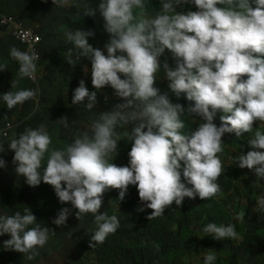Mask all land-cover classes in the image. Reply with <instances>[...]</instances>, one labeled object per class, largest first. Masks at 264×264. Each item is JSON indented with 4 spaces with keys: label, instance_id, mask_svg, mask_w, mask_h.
Instances as JSON below:
<instances>
[{
    "label": "clouds",
    "instance_id": "1",
    "mask_svg": "<svg viewBox=\"0 0 264 264\" xmlns=\"http://www.w3.org/2000/svg\"><path fill=\"white\" fill-rule=\"evenodd\" d=\"M40 1L49 14L37 22L0 6L31 25L29 30L6 20L17 43L3 45L10 56L0 64V111L4 130L12 134L0 142V196L18 201L15 210L0 205V262L17 264L1 253L19 252L20 263L44 264L36 259L40 250L69 226V208H61L51 226L34 211L40 203L19 204L42 194L39 184L61 203L70 202L78 220L93 214L97 228L90 247L120 227L117 215L98 211L112 189L123 201L135 185L139 200L152 210L148 220L173 203L179 208L185 197L218 199L233 179L264 191V0H95L94 9L83 12L95 15L103 36L88 27L64 30L67 63L87 59L78 80L76 69L65 78L47 65L40 50V27L73 5ZM10 62L17 67L5 76ZM50 84L56 90L42 109L39 101L48 100ZM44 119L52 125L46 127ZM119 155H128V165L112 162ZM11 171L25 178L23 194L11 193L5 181ZM256 205L264 212V194ZM203 232L216 240L231 238L232 246L203 252L204 264L245 262L235 242L246 230L238 235L232 223L210 222ZM78 246L77 260L90 256L87 246ZM263 254L261 244L245 255Z\"/></svg>",
    "mask_w": 264,
    "mask_h": 264
},
{
    "label": "trees",
    "instance_id": "2",
    "mask_svg": "<svg viewBox=\"0 0 264 264\" xmlns=\"http://www.w3.org/2000/svg\"><path fill=\"white\" fill-rule=\"evenodd\" d=\"M94 2L95 0H74L71 9L53 14V17L44 22L39 29L43 36L41 58L47 65L64 74L65 78L73 74L72 68L81 67L83 62L75 59L76 64L72 66L65 60L64 30L68 27H88L93 29L98 37L103 36V29L97 26L95 15H85L83 12L86 8L93 10ZM0 6L2 10H12L15 7L19 17L34 22L42 20L49 14L48 4L40 0H18V3L13 5L7 0H0ZM7 66L5 76L17 67L13 62ZM114 100L111 96V102ZM101 105H104V102ZM128 161L129 157L119 155L115 156L112 162L117 166H126ZM0 177H3L1 173ZM233 188L236 189L232 190ZM118 191L112 189L105 192L102 207L98 211L105 212L109 216L118 213L120 227L114 234L109 235L104 243L94 247L88 245L89 236L97 228L93 214H84L78 220L75 215L77 210L70 202L62 205L55 200L36 205L34 211L42 217L43 224L53 226V220L59 210L69 208L71 211L67 221H77L91 228L78 244L81 248L87 246V251L91 252L93 258L86 255L77 260V264H195V260L202 252H214L217 244L227 248L232 247L229 244L231 238L216 240L205 236L203 228L210 222L218 226L232 223L238 235L246 230V233L241 235V239L235 242L241 253L253 255L260 245L264 244V212L259 211L256 205L257 196L264 194V191H258L255 186L241 185L233 179L232 186L224 187L218 199L202 200L197 197L194 199L185 197L179 208L176 205L169 210L166 208L161 217L150 220L147 217L152 210L139 202L135 185L128 186L123 201L118 200ZM17 202V200H9L5 195L0 196V205L12 206L9 210L18 209L14 205ZM141 207H144V210L138 211ZM242 209H246L245 214H241ZM241 215H244L243 219L237 218ZM69 238V246H71L72 236ZM16 253L21 255L19 252ZM17 255L1 253L2 258L21 264V259ZM47 263L54 264L50 260ZM200 264H204V256ZM243 264L249 263L243 262Z\"/></svg>",
    "mask_w": 264,
    "mask_h": 264
},
{
    "label": "rangeland",
    "instance_id": "3",
    "mask_svg": "<svg viewBox=\"0 0 264 264\" xmlns=\"http://www.w3.org/2000/svg\"><path fill=\"white\" fill-rule=\"evenodd\" d=\"M8 2H11L12 0H7ZM66 7H71L73 5V0H66L63 4ZM57 13V10H55ZM6 20L11 21L13 25H22L23 27L30 30V23L24 19L17 20L15 19L9 11H0V26H2V30L0 32V55L3 56V60H0V64L8 63V57L10 56V50L3 45H12L17 43V33L11 29L9 25L6 24ZM78 56V55H77ZM80 60H82L83 65L76 69L75 71V79L78 80V76L85 72L87 69V59L82 56L80 57ZM1 73V71H0ZM56 90V86L53 84H50L46 88V92L48 93V100H46L43 104L41 100L39 101L40 107L43 109L45 106L50 105V99L53 94V92ZM99 101H102L100 99ZM5 106V103L0 99V109ZM104 111H107L105 108H103ZM89 119L92 118V116L88 117ZM42 124H44L46 127H50L52 123L49 120H43ZM6 127V116L5 113L0 111V142L4 141L5 138L10 137L12 134L8 131H5L4 128ZM85 128L88 129V123L86 121ZM14 132V131H12ZM71 136L76 135V133H69ZM128 157V155H126ZM228 160L231 161V155H229ZM7 184L10 187L11 193L14 195L15 192L17 195L23 194L25 192L24 186L22 182L25 181V178L22 176L15 175L13 171H11L5 180ZM42 190V194H40L35 199H30L28 201L20 199L19 204L22 207H28L31 208L33 205H36L38 203H48L51 200L59 201L58 197L51 196L50 189L44 185L39 184L38 185ZM136 192L138 194L137 188ZM139 199V196H138ZM139 202H141L139 200ZM59 203H61L59 201ZM62 205H65L66 203H61ZM175 203L171 205L170 208H167V210L174 208ZM2 213V210H0V215ZM246 209L241 210V214H245ZM118 213H115L114 215H117ZM161 217V216H159ZM49 223H52V221ZM53 225H55L53 223ZM90 227L87 224H81L77 221H71L69 223V226L65 230H59L56 232L55 236L52 238V240H48V242L45 244V246L40 250V253L36 259L41 260L44 262V264H48L47 261L50 260V262H53L54 264H77V255L80 251V247L78 246V242L82 240L86 234L90 231ZM69 236H72V244L69 246ZM86 248H84L85 250ZM84 253L81 252L80 255ZM89 254V252H88ZM79 255V256H80ZM203 256V252L199 255V257L195 260V264H200V260ZM89 258H93L92 255H88ZM241 258L245 260L246 263L249 264H261L262 261H264V254L256 257L248 258L244 253H242ZM0 264H4L0 262ZM21 264H26L22 262ZM39 264V263H38ZM94 264V263H93Z\"/></svg>",
    "mask_w": 264,
    "mask_h": 264
}]
</instances>
